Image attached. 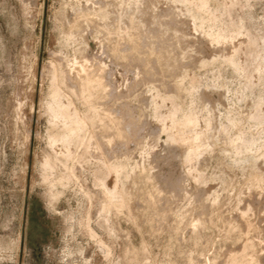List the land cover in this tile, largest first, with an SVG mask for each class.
<instances>
[{
  "label": "rangeland",
  "instance_id": "obj_1",
  "mask_svg": "<svg viewBox=\"0 0 264 264\" xmlns=\"http://www.w3.org/2000/svg\"><path fill=\"white\" fill-rule=\"evenodd\" d=\"M203 3L0 0V264H264V0Z\"/></svg>",
  "mask_w": 264,
  "mask_h": 264
},
{
  "label": "bare ground",
  "instance_id": "obj_2",
  "mask_svg": "<svg viewBox=\"0 0 264 264\" xmlns=\"http://www.w3.org/2000/svg\"><path fill=\"white\" fill-rule=\"evenodd\" d=\"M182 2L183 3H189V4H192V5H195L197 12H202V11L205 10V4L203 3L204 0H182ZM136 48H137L136 44L132 41L131 42V48L130 49L131 50H135ZM149 54H152V51H151V53L149 52L148 55ZM115 56H119V54L116 53ZM158 56L160 58H162L161 55L158 54ZM158 61L159 60L156 61V59H155V62H158ZM230 61H232V60H230ZM158 64L159 63H157V65ZM72 67H73V69H75L74 75L73 76H71L70 74H68V75L71 77L69 79V84L72 85V87H73L74 90H76L79 93L81 92L82 94L83 93H88V94L93 95V99H94L95 103H97L96 101L99 99V95H100L97 92V88H96L97 86L103 88L104 93H103L102 97L103 96L104 97L107 96L106 88H105L104 83H103V69H102V67L98 63L91 64V63H89L87 61V59L83 58V60H81L79 62H75ZM173 69H175V68H173ZM72 71H73L72 69H71V71L68 70V72H70V73H72ZM48 110L53 115V117H55L57 119L58 118H63V114L57 113V112H53L50 108ZM183 124L184 125H191V124H193L192 118L187 116L184 119V123ZM198 139L199 138H198L197 135H195L191 139H187V138L176 139V142L179 143V145L181 147H183V152H182V157H183L182 159L183 160H187L188 161V160L196 157L197 155H199V152H200V143H199ZM192 177H194L193 174H192ZM182 184L183 183H179L177 185V189L178 190H182L183 189V185ZM110 196L112 198H115L116 197L115 190H113L110 193ZM203 210L205 211V209H203ZM208 211H210V210H208ZM211 213H212V210H211Z\"/></svg>",
  "mask_w": 264,
  "mask_h": 264
}]
</instances>
